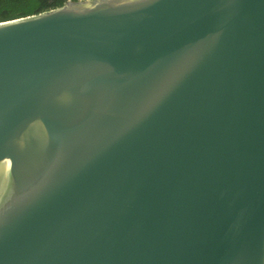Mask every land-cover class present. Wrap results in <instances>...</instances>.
I'll return each instance as SVG.
<instances>
[{
    "label": "water",
    "instance_id": "95a60500",
    "mask_svg": "<svg viewBox=\"0 0 264 264\" xmlns=\"http://www.w3.org/2000/svg\"><path fill=\"white\" fill-rule=\"evenodd\" d=\"M0 264H264V0L1 21Z\"/></svg>",
    "mask_w": 264,
    "mask_h": 264
},
{
    "label": "trees",
    "instance_id": "16d2710c",
    "mask_svg": "<svg viewBox=\"0 0 264 264\" xmlns=\"http://www.w3.org/2000/svg\"><path fill=\"white\" fill-rule=\"evenodd\" d=\"M67 0H0V22L58 8Z\"/></svg>",
    "mask_w": 264,
    "mask_h": 264
}]
</instances>
